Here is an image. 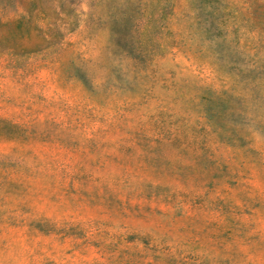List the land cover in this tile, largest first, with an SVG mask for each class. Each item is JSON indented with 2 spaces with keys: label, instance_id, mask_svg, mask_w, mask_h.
Returning a JSON list of instances; mask_svg holds the SVG:
<instances>
[{
  "label": "rangeland",
  "instance_id": "374dc122",
  "mask_svg": "<svg viewBox=\"0 0 264 264\" xmlns=\"http://www.w3.org/2000/svg\"><path fill=\"white\" fill-rule=\"evenodd\" d=\"M0 264H264V0H0Z\"/></svg>",
  "mask_w": 264,
  "mask_h": 264
}]
</instances>
